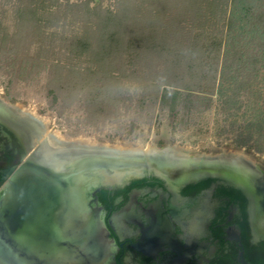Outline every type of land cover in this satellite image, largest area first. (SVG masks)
<instances>
[{"label":"trees","instance_id":"16d2710c","mask_svg":"<svg viewBox=\"0 0 264 264\" xmlns=\"http://www.w3.org/2000/svg\"><path fill=\"white\" fill-rule=\"evenodd\" d=\"M59 1L16 0L12 31L0 27V76L7 88L18 81L27 82L39 69H45L39 58L52 53L51 45H41L36 54L31 47L41 42L46 26L55 28L59 21L57 29L63 33L65 27L75 31L69 33V40H61L68 41L59 50L67 57L54 58V63L47 65L49 107L59 101V94L67 97L60 100L59 115L80 101L79 92H87L83 99L86 114L92 118L102 103L99 95L104 77H128L124 68L114 66L126 58L127 71L135 70L130 76L142 84L144 95L155 85L153 81L159 83L162 91L154 98L159 111L166 112L170 128L183 131L191 113L190 100L178 91L215 95L224 124L217 134L235 128L234 148L264 153V99H260L263 107H258L246 96L243 105L238 96H227V88L219 83L229 60L233 68L226 79L229 82L236 83L243 73L241 66L250 68V63L257 62V71L264 73V0H115L114 10H105L100 4L90 8V0ZM125 26L128 34L122 36ZM83 57H88L92 67L80 70L71 66L72 60ZM157 59L162 60L161 69L154 80L151 66L155 67ZM146 68L149 73H139ZM144 97L140 104L145 103Z\"/></svg>","mask_w":264,"mask_h":264},{"label":"flooded vegetation","instance_id":"af4514ba","mask_svg":"<svg viewBox=\"0 0 264 264\" xmlns=\"http://www.w3.org/2000/svg\"><path fill=\"white\" fill-rule=\"evenodd\" d=\"M29 142L0 116V198L27 161ZM187 159L174 168L140 167L134 159L89 172L78 171L82 159L66 166L81 201L70 256L86 264H264V172L250 161L247 172Z\"/></svg>","mask_w":264,"mask_h":264},{"label":"rangeland","instance_id":"374dc122","mask_svg":"<svg viewBox=\"0 0 264 264\" xmlns=\"http://www.w3.org/2000/svg\"><path fill=\"white\" fill-rule=\"evenodd\" d=\"M67 1L69 3L77 2L76 0ZM59 3H64V0H60ZM15 4L16 0H0V27L8 33L13 28ZM97 4H100L99 7L101 6L105 10H114L116 7L115 0H102L101 3L99 0L89 1L90 8ZM68 18H64V20ZM82 21L85 22V19ZM51 25L53 24L50 23L49 26ZM58 25L59 21L55 22V28L46 29L48 28L46 26L45 34L39 39L41 42L37 41L35 46L31 47V52L36 54L37 48L39 49L41 45L46 47L51 45L52 53H50L51 51L47 52L42 54L43 58H39L40 61L42 60L45 69H39L38 74L27 82L18 81L9 88L6 86L4 77L0 76V98L2 100L26 109L38 117H43L46 120L47 130L56 131L64 138L81 137L93 141L97 145L129 150H174L191 159L241 153L248 161L264 172V153H256L247 148L236 149L233 147L235 128L221 135L217 134L224 124L223 116L218 114L219 107L215 95L209 97L192 92L178 91L180 96L190 100L192 104L191 113L188 124L183 131L173 130L168 125L166 112L159 111L157 100L155 101L154 98L162 91L157 87L159 83L153 81L151 84L155 85L150 87L144 95L142 84L130 76L135 70L127 71L128 67L126 66L128 64H124L126 58H123V63H114V66L124 68L123 72L128 77H120L117 74L104 77L105 80L99 95L103 96L102 103L92 118L86 114L87 107L83 99L84 96H88L87 92H79L80 101L72 103L59 115L60 100H67V97L59 94V101L52 105L53 107H49V98L45 86L48 75L47 65L53 64L54 58L63 59L67 57L65 55L63 57L59 50L68 41L62 42L61 40L64 38L69 40V33H75V31L65 27L67 31L63 33L61 28L57 29ZM128 30V26H125L123 32L121 31L122 36L123 34L127 35ZM256 45L251 44V47ZM138 48L141 49L139 45ZM161 61L157 59L155 67L151 66V77H154V80L157 72H160ZM231 62V60L227 62V73H221L219 79L221 86L227 88V96H238L239 102L243 105L247 102L246 96H250V102L256 101L258 107H263L260 100L264 99L263 70L257 71V62L250 63V68L241 66L243 71L240 74L241 78H237L236 83L229 82L226 79H230L229 73L233 70L230 67L232 66ZM71 63L74 64L71 66H79L80 70L92 67L88 57H83L79 61L78 59L72 60ZM220 65L221 61L218 72ZM147 69H143L139 73L147 74L149 73ZM93 78L97 80L95 76ZM143 96H146L144 97L145 103L140 104Z\"/></svg>","mask_w":264,"mask_h":264},{"label":"water","instance_id":"95a60500","mask_svg":"<svg viewBox=\"0 0 264 264\" xmlns=\"http://www.w3.org/2000/svg\"><path fill=\"white\" fill-rule=\"evenodd\" d=\"M81 159L78 171L115 168L116 162H122V168L131 164L126 158L81 154L65 165L73 166ZM136 162L140 167L155 166ZM64 172L28 158L9 178L0 198V264L87 263L70 256L80 237L81 201L72 183L75 173Z\"/></svg>","mask_w":264,"mask_h":264},{"label":"bare ground","instance_id":"6f19581e","mask_svg":"<svg viewBox=\"0 0 264 264\" xmlns=\"http://www.w3.org/2000/svg\"><path fill=\"white\" fill-rule=\"evenodd\" d=\"M12 121L30 140V154L39 163L55 168L66 169V162L81 154H99L109 157H121L156 164L158 167L174 168L189 162L186 156L174 150H129L117 147L97 145L85 138H64L56 131L47 130L46 120L16 105H9L0 100V116ZM217 160L230 165H240L247 172L251 163L241 153L223 155L216 159L194 158L193 163H214ZM63 168V169H62ZM120 173H118L117 177Z\"/></svg>","mask_w":264,"mask_h":264}]
</instances>
